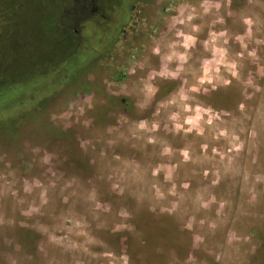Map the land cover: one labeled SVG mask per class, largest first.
<instances>
[{
	"label": "clouds",
	"instance_id": "1",
	"mask_svg": "<svg viewBox=\"0 0 264 264\" xmlns=\"http://www.w3.org/2000/svg\"><path fill=\"white\" fill-rule=\"evenodd\" d=\"M168 13L163 46L151 48L159 67L148 65L150 74L133 82L141 114L118 122V131L93 146L95 181L38 146L33 159L50 176L18 174L5 166L11 161L0 160V230L14 228L17 213L31 218L41 209L53 222L35 254L17 248L6 264H135L103 235L100 215L113 192L192 234L201 255L171 252L166 264H246L235 192L258 175L246 122L248 102L264 103V0H172ZM160 80L177 86L155 100ZM228 89L246 95L233 111L209 103L211 93ZM153 103L152 115L144 116ZM122 216L129 220L132 213L124 209ZM124 229L134 231L127 223Z\"/></svg>",
	"mask_w": 264,
	"mask_h": 264
},
{
	"label": "rangeland",
	"instance_id": "2",
	"mask_svg": "<svg viewBox=\"0 0 264 264\" xmlns=\"http://www.w3.org/2000/svg\"><path fill=\"white\" fill-rule=\"evenodd\" d=\"M171 2L124 0L126 13L135 7L128 17L131 22L116 26L111 37L104 26H98L93 38L83 32L89 26L82 27L79 38L70 33L73 24L61 11V6L72 9L68 0L64 5L62 0H0V160L12 162L5 166L18 174L50 176L52 170L33 159L32 149L38 146L45 156L58 154L65 169L78 166L89 181H95L92 157L97 140L106 142L107 134L119 130L118 122L141 114L132 98L133 82L150 74L148 65H160L151 48L156 43L163 46ZM252 71L257 74L255 66ZM176 86L177 82L160 80L155 100ZM245 98L239 89L207 97L225 112ZM248 103L252 105L246 122L252 133L249 146H254L249 159L257 160L252 168L258 175L241 185L243 191L236 190L239 213L234 216L238 215L236 226L247 237L246 264H264V103L257 98ZM154 109L155 103L143 115L150 117ZM105 207L108 211L100 215L104 238L117 251L131 255L135 264H166L171 252L183 258L201 255L193 247L192 234L172 218L140 209L131 198L122 199L115 192ZM124 209L132 213L131 219H123ZM16 217L14 228L0 230V264H6V257L17 248L35 254L46 240L41 233L53 223L44 209L31 218L19 213ZM125 223L134 231L124 229Z\"/></svg>",
	"mask_w": 264,
	"mask_h": 264
},
{
	"label": "flooded vegetation",
	"instance_id": "3",
	"mask_svg": "<svg viewBox=\"0 0 264 264\" xmlns=\"http://www.w3.org/2000/svg\"><path fill=\"white\" fill-rule=\"evenodd\" d=\"M64 1L65 0H62V5H64ZM68 1L73 5L72 9L68 11L66 8H62L61 6V11H64L65 14H68V18L66 20L73 24L70 28V33L73 36L79 38L81 37L82 27L86 26L89 27L83 29V32H85L86 35L90 38H93L95 36L96 30H98V26H104L106 36L111 37L114 29H116V26H126L125 22L126 20H129L128 17H131L135 8H131V10L126 13L123 7L124 0ZM88 55L90 56L91 53H89ZM86 59L87 57H85L83 61H85Z\"/></svg>",
	"mask_w": 264,
	"mask_h": 264
},
{
	"label": "trees",
	"instance_id": "4",
	"mask_svg": "<svg viewBox=\"0 0 264 264\" xmlns=\"http://www.w3.org/2000/svg\"><path fill=\"white\" fill-rule=\"evenodd\" d=\"M26 240H27V239H26ZM28 244H29V242H27V241H24V245H26V246H27Z\"/></svg>",
	"mask_w": 264,
	"mask_h": 264
}]
</instances>
